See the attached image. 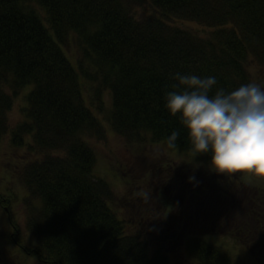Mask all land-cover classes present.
<instances>
[{
	"label": "trees",
	"instance_id": "16d2710c",
	"mask_svg": "<svg viewBox=\"0 0 264 264\" xmlns=\"http://www.w3.org/2000/svg\"><path fill=\"white\" fill-rule=\"evenodd\" d=\"M145 2L154 15L139 19L133 10ZM176 22H193L209 32L201 37L170 24ZM71 38L84 57L76 66L62 48ZM177 72L215 76L227 90L264 83V0H0V143L9 132L13 96L29 91L25 121L12 130L11 146L45 154L21 177L30 199L38 201L27 205L25 225L34 243L23 248L18 230L11 237L15 246L40 264H170L161 245L152 256L139 235L124 232L110 206V185L95 178L96 157L84 139L99 136L100 126L79 83H96L98 100L102 90L110 91L109 119L118 136L140 141L148 135L151 142L207 164L164 109ZM173 130L179 136L169 147ZM57 149L63 156H51ZM211 186L216 187L203 186L206 195ZM229 192L232 201L223 203V210L227 226L236 222L230 235L255 263L264 264V183ZM7 205L0 191V208ZM203 228L185 240L189 256L197 264H233L221 248L202 239L212 235V226Z\"/></svg>",
	"mask_w": 264,
	"mask_h": 264
},
{
	"label": "rangeland",
	"instance_id": "374dc122",
	"mask_svg": "<svg viewBox=\"0 0 264 264\" xmlns=\"http://www.w3.org/2000/svg\"><path fill=\"white\" fill-rule=\"evenodd\" d=\"M133 13L142 19L144 16L154 15V9L145 2L142 6L136 7ZM170 24L196 32L201 37H206L209 32L206 27L193 22ZM62 48L73 65L76 66L79 61L84 60L83 53L76 45L74 38L69 39ZM84 65L91 73H94L89 63L84 62ZM79 86L85 106L97 118L100 126L99 136L90 135L84 139L96 157L94 176L110 185L113 192L110 206L117 218L123 221L124 232L129 236L139 235L141 240L148 244L150 253L154 256L158 251L156 248L159 247L158 239L155 238L162 235L161 220H165L168 224L170 216L173 215L172 211L174 213L177 210V217L174 216L173 223L177 225L181 217L183 225L186 226H183V230L181 228L175 235L178 239L172 240L170 245L166 244L168 249L166 246H161L163 251L159 250L162 255H166L170 264H197L196 259L185 251L184 245L190 235H197V229L201 226L204 227L205 232L210 231L212 226V235L201 236L202 239L221 248L232 258L233 264H257L248 255L247 249L238 244L234 235H230L236 222L227 226L228 215L224 213L223 203L232 201V199L227 200V195L234 186L236 188L261 186L264 181L253 177L216 175L209 170L208 164L197 160L192 154L170 150L164 144L151 142L148 135H143L140 141L138 138L129 140L118 136L113 131L109 119L112 109L110 91L102 90L98 100L94 95L96 83L81 79ZM28 92L24 94L20 91L13 96L12 108L7 114L9 132L0 143V191L3 192L4 198L8 199V205L5 208L10 212L7 219L4 209L0 208V264H40L34 257L26 255L24 251L15 247L11 238L18 234L19 230L23 248L29 247L27 242L34 243L25 225L29 211L27 205L38 206V201L30 199L21 177L27 166L45 158L44 153H33L26 147L15 149L11 146L12 130L25 121V98ZM26 140L30 141L29 138ZM50 154L55 157L63 156L58 149ZM191 176H195L193 183H189ZM159 178L161 183L164 181L167 184L166 188L161 187L159 192L162 200H158L154 191ZM211 183L221 188L211 186L212 189L206 195L202 188L204 186L208 190ZM170 186L172 187L167 188ZM147 195L153 196L152 208L156 205V209L159 210L155 212L157 218L154 222L156 223L152 222L151 215L148 216L147 211L142 207L131 205V203L144 202L147 205L146 208H149L150 198L147 199ZM176 196L178 200L172 198ZM165 205L168 207L167 210L163 209ZM207 213L210 214V218H205ZM190 219L193 224H190ZM8 220L12 224L11 227ZM152 223L153 226H150ZM13 225L17 228L16 231ZM245 244L250 246V242Z\"/></svg>",
	"mask_w": 264,
	"mask_h": 264
},
{
	"label": "clouds",
	"instance_id": "9594fccd",
	"mask_svg": "<svg viewBox=\"0 0 264 264\" xmlns=\"http://www.w3.org/2000/svg\"><path fill=\"white\" fill-rule=\"evenodd\" d=\"M164 95V109L177 119L197 157L220 176L264 181V83L252 81L232 90L218 86L215 76L179 72ZM179 132L173 130L168 146ZM195 176L189 177V183Z\"/></svg>",
	"mask_w": 264,
	"mask_h": 264
},
{
	"label": "flooded vegetation",
	"instance_id": "af4514ba",
	"mask_svg": "<svg viewBox=\"0 0 264 264\" xmlns=\"http://www.w3.org/2000/svg\"><path fill=\"white\" fill-rule=\"evenodd\" d=\"M164 183V184H163ZM163 183H161V180H160V178H159V180H158V185H157V187H156V189H155V195H156V197H157V190L158 191H160V189H161V187L162 188H166V186H167V184L163 181ZM172 186H170V188H171ZM150 195H148L147 196V199H149L150 198V200L148 201V205H150L149 206V208H148V210L149 211H151V213H155V212H157V211H159V210H157L156 209V205H155V208H152V203H151V198L153 197V196H150ZM174 200H178V196H176V197H172ZM158 200H162V197L161 198H159ZM165 203V202H164ZM137 205V206H139V207H142L144 210H146L147 211V209H146V207H147V205L144 203V202H142L141 204H136V203H131V205ZM154 205V204H153ZM163 205V204H162ZM163 209H165V210H167L166 208H163ZM174 210V209H173ZM173 215H171L170 216V219H169V223L167 224L166 222H165V220H161V222H162V224H163V228H162V231H160V233L162 234V237H161V239H162V244H165V243H170V241H171V239H172V237H173V235L176 233H178V231L181 229V228H183V226H186V225H182V218L181 217H179V221H178V224L176 225L175 223H173V219H174V216H176L177 217V210H175V212L174 213H172ZM160 215H162V214H160ZM173 216V218H171ZM160 217V216H159ZM158 217V218H159ZM156 218H157V216H156V214H153V216H152V222H154L155 220H156ZM193 224V222L191 221L190 222V224ZM185 228V227H184ZM176 229V230H175ZM164 233V234H163Z\"/></svg>",
	"mask_w": 264,
	"mask_h": 264
}]
</instances>
